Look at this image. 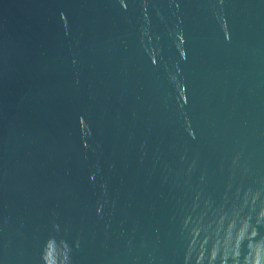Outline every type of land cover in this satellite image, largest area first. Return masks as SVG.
<instances>
[{
    "label": "water",
    "instance_id": "water-1",
    "mask_svg": "<svg viewBox=\"0 0 264 264\" xmlns=\"http://www.w3.org/2000/svg\"><path fill=\"white\" fill-rule=\"evenodd\" d=\"M261 208L264 0H0V264H253Z\"/></svg>",
    "mask_w": 264,
    "mask_h": 264
},
{
    "label": "clouds",
    "instance_id": "clouds-1",
    "mask_svg": "<svg viewBox=\"0 0 264 264\" xmlns=\"http://www.w3.org/2000/svg\"><path fill=\"white\" fill-rule=\"evenodd\" d=\"M258 216L264 217V208L260 209ZM229 227H231V225ZM243 227H246V224ZM243 227L241 228L240 232L237 235V240L243 234ZM255 251H256V255L254 257L253 264H264V246L257 245ZM233 254L235 255V253ZM213 255H215V251H213ZM199 259L200 257L198 256L197 264H199ZM222 264H223V259H222Z\"/></svg>",
    "mask_w": 264,
    "mask_h": 264
}]
</instances>
